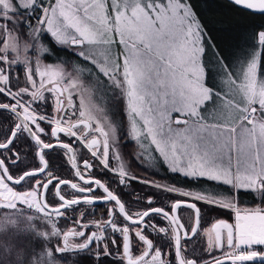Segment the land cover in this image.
Segmentation results:
<instances>
[{"label": "rangeland", "instance_id": "1", "mask_svg": "<svg viewBox=\"0 0 264 264\" xmlns=\"http://www.w3.org/2000/svg\"><path fill=\"white\" fill-rule=\"evenodd\" d=\"M110 3L116 11L114 18L120 35L114 44L106 45L104 41H98L92 45L80 43L71 48L60 46L72 49L84 61L80 65L44 61L47 51L39 40L44 34L46 6L39 10V15H22L21 20L0 14V91L10 100L8 105L25 118L29 117L30 124L26 123L43 144L40 137L44 126L49 132L59 127L58 122L67 127L74 121L86 120L90 123L89 135L98 139V147L86 148L88 140L83 137L80 127L73 132L68 130L67 134L75 137L78 145L86 149L90 160L96 161L102 169L123 180L135 179L148 187L177 193L183 199L204 203L227 214L229 218L225 222L232 229L231 244H228L226 232L221 231V245L217 246L211 231L213 222L199 231L197 239L203 244L201 252L194 248L191 252L188 247L180 248L184 264H198L196 261L207 264L223 257L238 256L237 249L264 245V79L245 76L246 65L240 67L239 102L232 103V99H236L234 96L226 97L220 101L218 111L214 98V110L209 112L208 120L197 125L188 121L187 110L180 109L178 116L186 119L180 123L178 118L172 117V108L157 111V102L161 96L164 97V87L161 91L159 88L163 75H181V72L188 76L190 69H198L192 62L193 52L204 54L201 41L189 37L195 33L196 25L189 22L188 10L181 0H110ZM65 20L70 21L68 17ZM104 25L107 24L104 22ZM77 33L84 37V32ZM86 40L90 42L92 39ZM20 68L27 86L25 89H13L8 74L14 81V70ZM98 74L105 81L99 82ZM12 83L15 85V82ZM55 83L60 85L64 97L63 109L59 113L58 98L50 89V85ZM106 86L110 96L103 92ZM176 88V92L187 97V82ZM42 89L43 96H47L50 102L49 110L46 108L45 111L37 107L44 99L37 104L33 101L36 92ZM233 91L230 89L227 94ZM24 97L27 99L24 100ZM32 106H36V110ZM250 109L253 112L245 119ZM118 114L123 117L122 130L116 119ZM120 136L135 144L133 159L137 167L145 172L160 158L174 172L233 184L236 192H252L263 204L242 207L237 204L235 196H204L176 190L148 176L132 175L121 152ZM67 160L70 165L69 158ZM78 167L86 174L91 170V162L78 158ZM40 168L39 163V167L31 171ZM43 179L29 182L25 185L28 189L20 190L8 184L0 172V229L5 230L6 236L22 233L26 237L25 244L17 243L10 254L0 251L4 264H32L33 260L36 264H49L50 256L52 264H69L70 253L87 249L93 243L97 251V244L107 238L104 234L107 229L115 228L106 220L100 223L83 222L82 213L77 215L78 225L67 227L62 210L50 212L46 208H56L49 207L45 201V207L42 205V191L53 180L49 175ZM138 214H133V219L140 218ZM145 221L139 226L126 224L120 228L121 234L123 231L129 234L130 247L138 250L135 255L145 250L142 239L148 246L146 232H165V229ZM168 228L172 247L175 248L173 230L170 225ZM54 246H60L65 256H55ZM209 251V257L204 258L202 253ZM250 252L243 251V254L255 255ZM17 253L23 255L18 259ZM196 255L198 258L195 259ZM118 260L123 262L122 256ZM169 261L168 251H161L149 243L148 255L139 264H169Z\"/></svg>", "mask_w": 264, "mask_h": 264}, {"label": "trees", "instance_id": "2", "mask_svg": "<svg viewBox=\"0 0 264 264\" xmlns=\"http://www.w3.org/2000/svg\"><path fill=\"white\" fill-rule=\"evenodd\" d=\"M53 0H35L31 9L24 12L23 16L27 14L38 13L39 10L52 3ZM209 0H193V6L197 7L198 12L203 14L205 19L216 21L215 27H223L227 29L224 32L215 33L217 39L221 42L224 47L223 55L227 57L224 63H226L230 69V73L216 60L215 54L211 49L206 51L207 46L203 45L204 56L203 65L204 68H209L213 70L212 84L217 85V75L216 71L222 70L224 72L223 80L226 77L230 79L234 76L235 71L240 67L245 66L250 60L253 52L257 48L256 32L260 29H264V15L250 13L248 11L239 10L234 5H232L227 0H211V8L207 7ZM38 7L40 9H38ZM39 42L46 49L47 55L44 56V61L46 63H64L69 65H80L82 61L72 49L63 48L54 44L45 34L40 35ZM71 48V47H70ZM206 69V72H210ZM8 70V69H7ZM16 78L13 81L10 74H8V81L13 89L26 88V82L24 76L22 75V69L15 71ZM261 77H264V66H262ZM208 76H210L208 74ZM99 82L105 81L104 77L98 74ZM11 82H15V85ZM102 84V83H101ZM13 85V86H12ZM109 88L106 86L105 94L110 96ZM17 98L22 99L20 95ZM10 100L6 95L0 91V105L10 104ZM116 119L119 122L120 129L124 127L123 117L118 114ZM17 125V120L15 117L5 110H0V144H4L9 138L12 131ZM44 135L47 137L45 140L51 142L47 126ZM43 136V135H42ZM121 152L123 153L124 160L129 171L140 176H148L155 181L166 184L167 186L173 187L176 190H183L188 192H194L200 195L209 197H233L237 201V204L242 207H254L256 205L263 204L258 196L252 192L245 191H235L233 184H222L207 178H201L198 176L188 177L178 172L172 171L166 165H164L163 160L160 158L156 159L154 166L148 169L147 172L137 167L135 160L132 156V151L135 149V144L130 140H123L120 136ZM49 140V141H48ZM69 145V144H68ZM148 145V144H147ZM79 148V149H78ZM77 152L79 153V159L81 161L88 159L91 162V170L84 174L86 179L95 178L104 184L107 189L118 198V200L124 206L126 213L133 218V214L139 212L137 215L140 217L144 211L150 208H160L164 211L171 213L172 206L175 203H193L198 212V225L195 228V212L193 207L188 205H183L177 207L176 218L179 225L185 231V237L182 239V248L188 247L190 252L192 248L202 251L203 244L197 239L199 236V231L203 228L208 227L213 222L227 221L229 216L224 214L222 210L216 209L212 206L206 205L204 203L190 201L183 199L177 193H171L169 191H164L163 189H156L148 187L146 184L140 183L135 179H122L113 173L102 169L96 161L90 160L86 149L78 145ZM43 159L46 161L47 170L45 174L37 177H30L24 180L20 185L15 186L21 189H28L25 185L29 182L38 181L42 178L44 181V176L49 175L52 182L45 190L44 201L49 207L57 205V200L54 193V188L57 182L61 181H72L73 173L71 165H69L67 156L65 160V154L63 150L53 149L51 151L42 153ZM0 160H2L7 168L9 175L13 179H18L22 174L27 171L36 169L39 167V162L37 159V148L31 143L26 134L19 129L16 131L15 138L12 144L6 150H0ZM155 161V159H154ZM134 173V174H133ZM123 180V181H122ZM60 195L64 199L71 198L74 195L68 188L63 186L59 191ZM96 199V198H95ZM106 203V202H105ZM82 213L84 216L83 222H94L100 223L104 222L106 219H110V215H114L110 220L111 224L115 226L107 229L105 238L101 242V249L95 250L94 243L89 246V248L73 252L68 255L69 264H125L124 262L118 260L121 250H122V234L120 233V228L126 225L125 221L121 217L117 208L110 205H93V204H80L75 206L67 207L63 211L64 222L67 227L78 225L77 215ZM145 222L154 224L155 227L165 229L164 234H158L156 232H151L150 230L146 232V238L152 246L161 250L168 251L170 255L169 264H175L174 248L172 247L171 239L169 236V223L165 220L162 215H151ZM213 223V224H214ZM212 224V225H213ZM78 228V227H77ZM104 248H103V247ZM243 249V248H242ZM244 252H249L255 255H264V245L256 246L254 248L243 249ZM105 253L109 254L105 256ZM99 254L102 259H95L94 257ZM190 253H187L188 256ZM209 253H202L204 258L209 257ZM198 258V255H196ZM192 257V256H191ZM193 258V257H192ZM199 260V259H198ZM212 261V260H211ZM175 262V263H174ZM201 264L200 261H196Z\"/></svg>", "mask_w": 264, "mask_h": 264}, {"label": "crops", "instance_id": "3", "mask_svg": "<svg viewBox=\"0 0 264 264\" xmlns=\"http://www.w3.org/2000/svg\"><path fill=\"white\" fill-rule=\"evenodd\" d=\"M34 2L35 0H0V14H5L9 18L10 16H14V19L21 20L20 18L24 12L29 11ZM45 9L43 32L57 46L76 47L81 45L80 43L91 44L98 41H104V44L112 45L120 36L118 35L114 18L116 11L112 9L110 0H53ZM67 11L68 15H66ZM66 17L72 23L70 21L66 22ZM85 17L90 18L91 21H88ZM104 22L107 25H104ZM78 31L84 32V37L86 39L91 38L93 42L92 40L89 42L84 39V37L77 33ZM69 35L74 36L69 37ZM178 37L184 38L186 35H178ZM189 37L193 40H200L196 29L195 33ZM202 56L197 51L193 52L192 62L198 69H190L188 76H185L181 72V75L174 73L164 74L162 72V75H164L159 83V88L161 91L164 87V97L161 96L159 98L157 111L162 109L168 111L169 108H172L174 112L172 117L178 118L180 123H184L186 119L179 117L177 112L180 109L187 110L188 121L197 125L203 124L208 120L209 112L214 110V98H216L215 109L218 111L220 101H224L226 97H236V99H232V103L240 101V70L235 71L231 79L226 77V80L222 79L226 76H224L222 70L216 71L218 73L217 85L213 86L211 78L213 70L206 68L210 70V72H206ZM182 82H187L188 84L187 97H184V94L181 92H176V87L180 86ZM230 89L234 90L233 93L227 94V91ZM252 112L253 109H250L246 113L245 119H248Z\"/></svg>", "mask_w": 264, "mask_h": 264}, {"label": "water", "instance_id": "4", "mask_svg": "<svg viewBox=\"0 0 264 264\" xmlns=\"http://www.w3.org/2000/svg\"><path fill=\"white\" fill-rule=\"evenodd\" d=\"M247 10V9H246ZM257 14V13H255ZM53 90L58 94L59 97L62 96V90L59 84H55L53 85ZM4 109L7 110L8 112H10L12 115H14L16 117V119L19 121V123L21 124L26 136L29 138V140L33 143L34 146L37 147L38 152H37V158L39 163L41 164V168L38 170H34V171H28L25 172L24 174H22L18 179H13L8 171L7 168L4 164V162L2 160H0V171L2 173V176L4 178V180L12 185V186H18L20 185L25 179L30 178V177H36V176H40L42 174H44V172L46 171L47 168V164L44 161V159L42 158V152H46V151H51L53 149H62L64 151H66L67 153H69L70 155V160H71V167L74 173V176L76 178V180L84 185H92L95 184L97 186H99L102 191L104 192V194L106 195V199L100 200V199H95V198H81V199H77V200H73V201H67L64 200L60 194H59V189L62 186H67L69 187L71 190H75V191H81L78 188H76L71 182L69 181H61L59 182L56 187H55V196L57 198V200L59 201V203H61L63 206L56 208V209H51V208H47L48 211L50 212H56V211H61L62 209H64L66 206H75L78 204H82V203H90V204H101V203H105L108 200H110L116 207L117 210L119 211L121 217L123 218V220L125 221L126 224H128L129 226H139L141 225L149 216L151 215H162L167 222L170 224L172 230H173V234L175 237V248H174V254H175V261L176 264H184L182 257H181V241L182 239L185 237V231L184 229L179 225V223L176 221V209L177 207L188 205L190 207H193L194 212H195V228H197L198 225V212L196 207L192 204V203H175L172 206V210L171 213H168L166 211H164L163 209L160 208H151L146 210L140 218L138 219H133L130 216H128V214L126 213L124 206L122 205V203L104 186V184H102L100 181L98 180H87L85 178H83L77 168V163L74 157V150L73 148L65 143H61V142H54L50 145H46L43 144L41 141L38 140V138L34 135V133L32 132V130L30 129V127L28 126V124L26 123V121L24 120L22 114L14 109H12L11 107H9L8 105H0V110ZM84 127L85 128V132H88L90 130V123L86 120H80L78 122H74L71 125V129L73 128H77V127ZM18 126L15 127V129L12 131V133L10 134L9 138L7 139V141L4 144H0V150H6L7 148H9V146L12 144L15 135H16V131L18 130ZM55 128H53L54 130ZM98 147V140L97 139H91L90 141L87 142L86 144V148L87 149H94ZM96 187H94L95 190ZM88 193V192H86ZM41 203L42 205L45 207L44 204V189L42 191V197H41ZM211 231L214 235L215 238V242L217 244V246L221 245V231H225L227 234V239H228V244H231V240H232V229L231 226L225 222V221H218L215 222L212 227H211ZM148 243V249H149V242L147 240ZM129 249V240L128 237L126 236L124 239V252L127 255V251ZM140 260H127L128 264H138ZM207 264H264V255H248V256H243V257H238V256H228V257H223L217 260H214L212 262H209Z\"/></svg>", "mask_w": 264, "mask_h": 264}, {"label": "snow or ice", "instance_id": "5", "mask_svg": "<svg viewBox=\"0 0 264 264\" xmlns=\"http://www.w3.org/2000/svg\"><path fill=\"white\" fill-rule=\"evenodd\" d=\"M181 3L185 5V9L188 10L187 16L189 22L196 25V31L199 34L201 44L207 46L206 51L211 49L216 56L217 62L230 73L231 71L228 65L224 63L227 59V57L223 55L224 47L215 35V33L224 32L227 29L223 27H215L214 25L217 23L216 21L205 19L203 14L198 12L197 7L193 6V0H181ZM231 3L240 8L247 9L250 13L264 15V0H231ZM211 6V0H209L207 7L210 9ZM256 41L257 48L244 67V74L245 76L254 75L257 79H264L260 75L262 66H264V29H260L256 32ZM25 240L26 237H24L22 233H15L14 235L6 236L5 230L0 229V251L5 254H10L17 243L24 245ZM22 255V253H17V258L19 259ZM41 255H43V253H41ZM54 255L63 257L65 256V252L60 250V246H54ZM107 255L109 254L105 253V256ZM94 258L98 260L103 257L97 254ZM48 259L49 264H52V257L50 256ZM0 264H4L2 257H0ZM32 264H36V261L33 260Z\"/></svg>", "mask_w": 264, "mask_h": 264}, {"label": "flooded vegetation", "instance_id": "6", "mask_svg": "<svg viewBox=\"0 0 264 264\" xmlns=\"http://www.w3.org/2000/svg\"><path fill=\"white\" fill-rule=\"evenodd\" d=\"M227 1H229L230 3H231V0H227ZM232 4V3H231ZM232 5H234V4H232ZM237 9H241V10H244V11H248V10H246V9H243V8H240V7H238V6H236V5H234ZM55 84H57V83H55ZM55 84H51L50 85V89L52 90V91H54L53 90V85H55ZM62 90V89H61ZM54 93H56L55 91H54ZM45 95V94H44ZM56 96H57V98H58V101H57V112L59 113V112H61L62 111V109H63V105H64V97H63V92H62V96L61 97H59L58 96V94L56 93ZM24 100H26L27 99V97H24L23 98ZM44 99V101H42V102H40L41 100H43ZM49 98L47 97V96H43V89L42 90H39V91H37L36 92V94H35V96H34V104H37L38 102H40L39 103V105L37 106V107H39L40 109H41V111L42 110H44L45 111V109L46 108H48V110H49ZM8 105V104H7ZM9 106V105H8ZM9 107H11V106H9ZM35 110H36V106L34 107V106H32ZM12 108V107H11ZM13 109V108H12ZM1 110H4V109H1ZM15 110V109H14ZM5 111H7V110H5ZM17 111V110H16ZM8 112V111H7ZM19 112V111H18ZM8 113H10V112H8ZM11 114V113H10ZM14 116V115H13ZM15 117V116H14ZM24 117V116H23ZM15 119H16V117H15ZM58 119V118H57ZM17 120V119H16ZM24 120L28 123V124H30L29 123V117H24ZM42 122V121H41ZM46 122V121H45ZM74 122H78V121H74ZM47 123V122H46ZM47 124H49V123H47ZM58 125H59V127H55V129L53 130V129H51V130H49V137H50V140H51V142H47L46 143V139H47V137L44 135V133L46 132V127L44 126V131H43V133L41 134V137H40V140H42L43 142H44V144H47V145H50V144H52V143H54V142H56V141H58V142H61V143H65V144H69L72 148H73V150H74V157H75V160H76V163H77V168H78V171H79V173H80V175L83 177V178H85V176H84V174L85 173H83L82 172V170L80 169V167H78V153H76V149L78 148V143H77V141H76V139H75V137H70L68 134H67V132H68V130L70 131H72L73 132V130L75 129V128H73V129H71V125L73 124V123H71L69 126H67V127H64V126H62L61 124H60V122H58L57 123ZM16 126H18L19 128H18V130L19 129H22V131L24 132V130H23V128H22V126H21V124L19 123V121L17 120V125ZM15 126V127H16ZM78 128V127H77ZM80 128H82L83 129V132H82V135H83V137L84 138H86L87 137V140L88 141H90L91 139H97L96 137H92L93 135H89L90 133H91V130H89L88 132H85V128L84 127H81L80 126ZM91 129V128H90ZM25 133V132H24ZM43 135V136H42ZM98 140V139H97ZM49 141V140H48ZM87 141V142H88ZM32 143V142H31ZM87 144V143H86ZM98 145H99V141H98ZM77 147V148H76ZM47 152V151H46ZM43 153V152H42ZM64 154L67 156V159L69 158V161H70V165H71V160H70V155H69V153H67L66 151H64ZM43 158V157H42ZM38 159V158H37ZM45 161V160H44ZM46 162V161H45ZM71 169H72V167H71ZM46 170H47V168H46ZM31 171V170H30ZM1 172V171H0ZM28 172V171H27ZM46 172V171H45ZM72 173H73V170H72ZM2 174V173H1ZM45 174V173H44ZM3 177V176H2ZM37 177V176H36ZM73 179L74 180H72V181H69V182H71L76 188H78L79 190H81V191H75V190H71L69 187H67L68 188V190L69 191H71L74 195H76L75 197L74 196H71V198H68V199H64V200H67V201H73V200H77V199H81V198H87V197H90V198H96V199H100V200H103V199H106V195L104 194V192L102 191V189L99 187V186H97V185H95V184H92V185H84V184H82V183H80V182H78L77 180H76V178H75V176H74V173H73ZM86 179V178H85ZM87 180H96L95 178H91V179H87ZM105 186V185H104ZM63 187V186H62ZM61 187V188H62ZM65 187V186H64ZM94 187H96L95 188V190H94ZM106 187V186H105ZM61 188L59 189V191L61 190ZM107 188V187H106ZM45 191V190H44ZM86 192H88V193H86ZM54 193H55V190H54ZM60 194V193H59ZM45 195V194H44ZM56 197V196H55ZM58 201V200H57ZM59 203V202H58ZM82 204H90V203H82ZM103 204H105V205H110V204H113L110 200H108L106 203H101V204H93V205H103ZM78 205H80V204H78ZM63 205L62 204H57L56 206H54V207H52V208H58V207H62ZM113 206L115 207V208H117L114 204H113ZM67 207H69V206H66L64 209H62V211H64ZM47 209V208H46ZM113 216L114 215H110L109 217H110V219H106V221H110L112 218H113ZM176 220H177V218H176ZM134 227V226H133ZM128 237V240H129V234L127 233V231H123L122 232V238H123V241H122V250H121V254H120V256H122V260H123V262L125 263V264H128L127 263V260H140L139 262H141V261H143L146 257H147V255H148V247H147V244H146V242L145 241H143V239H142V243H144L146 246H145V250L144 251H142L141 253H138L137 255H135L137 252H138V250H136V249H133L132 247H130V241H129V249H128V251H127V255L125 254V252H124V239H125V237ZM101 242L102 241H100L99 242V244H101ZM97 246H98V248L99 249H101V245H98L97 244ZM103 247V246H102ZM104 248V247H103ZM98 250V249H97ZM97 252H99V251H97ZM134 255V256H133ZM133 258H136V259H133ZM139 262H138V264H139Z\"/></svg>", "mask_w": 264, "mask_h": 264}, {"label": "built area", "instance_id": "7", "mask_svg": "<svg viewBox=\"0 0 264 264\" xmlns=\"http://www.w3.org/2000/svg\"><path fill=\"white\" fill-rule=\"evenodd\" d=\"M38 9H40V8L38 7ZM31 15H32V13L29 14L30 17H31ZM237 254H238V257L244 256L243 251L241 249H237Z\"/></svg>", "mask_w": 264, "mask_h": 264}]
</instances>
